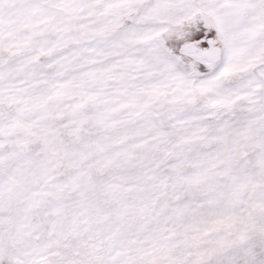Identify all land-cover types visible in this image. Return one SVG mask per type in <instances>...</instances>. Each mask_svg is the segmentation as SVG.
Returning a JSON list of instances; mask_svg holds the SVG:
<instances>
[{
	"label": "snow or ice",
	"instance_id": "1",
	"mask_svg": "<svg viewBox=\"0 0 264 264\" xmlns=\"http://www.w3.org/2000/svg\"><path fill=\"white\" fill-rule=\"evenodd\" d=\"M0 264H264V0H0Z\"/></svg>",
	"mask_w": 264,
	"mask_h": 264
}]
</instances>
